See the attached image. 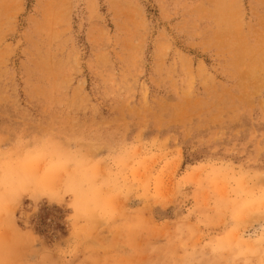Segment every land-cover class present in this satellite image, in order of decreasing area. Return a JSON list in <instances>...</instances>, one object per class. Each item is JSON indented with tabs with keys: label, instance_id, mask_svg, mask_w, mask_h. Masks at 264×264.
<instances>
[{
	"label": "rangeland",
	"instance_id": "rangeland-1",
	"mask_svg": "<svg viewBox=\"0 0 264 264\" xmlns=\"http://www.w3.org/2000/svg\"><path fill=\"white\" fill-rule=\"evenodd\" d=\"M0 264H264V0H0Z\"/></svg>",
	"mask_w": 264,
	"mask_h": 264
},
{
	"label": "trees",
	"instance_id": "trees-1",
	"mask_svg": "<svg viewBox=\"0 0 264 264\" xmlns=\"http://www.w3.org/2000/svg\"><path fill=\"white\" fill-rule=\"evenodd\" d=\"M45 210H50V208L46 207ZM55 210L58 213L57 217L59 219H61L62 218V210H61V208L57 207ZM45 218H46V216L44 214L43 215L40 214V216L38 218L37 225L39 227L38 229H39L40 232L46 231L47 228H48V225H47V222H46Z\"/></svg>",
	"mask_w": 264,
	"mask_h": 264
}]
</instances>
